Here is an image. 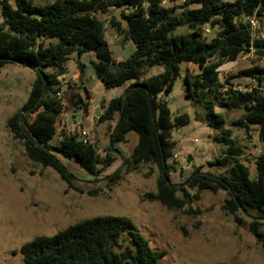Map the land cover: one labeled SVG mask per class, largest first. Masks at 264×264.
<instances>
[{
    "label": "trees",
    "instance_id": "1",
    "mask_svg": "<svg viewBox=\"0 0 264 264\" xmlns=\"http://www.w3.org/2000/svg\"><path fill=\"white\" fill-rule=\"evenodd\" d=\"M0 0V69L19 64L31 69L36 77L22 112L9 118L8 129L22 144L25 156L33 163L52 168L71 189L97 196L102 189L85 192L75 185L77 177L62 161L74 159L94 181H106L110 189L125 173H140L143 167H155L157 190L145 198L170 210L181 211L191 203L188 189L226 192L223 207L234 215H256L251 232L263 239L260 222L264 221V153L255 159L256 177L241 160L243 148L227 128V115L238 112L233 125L257 126L264 143V36L256 37L252 19L264 17V0ZM115 35L135 45L133 54L117 63L107 39V26ZM179 28H187L177 33ZM93 53L95 78L106 89L125 86L124 93L101 108L100 123L115 122L105 156L97 146L85 144L81 133L68 136L55 145L60 118L70 101L73 108L90 112V95L63 91L66 63L76 54ZM253 55L251 67L240 76L221 77V67ZM182 64H193L199 73L186 72V98L205 110L207 125L215 132L213 141L225 147L215 163L232 167L216 176L201 168L184 177L182 185L171 182L176 170V143L173 132L190 123L188 115L173 119L161 95H170ZM163 66L156 76L142 79L148 68ZM246 83L243 87L235 79ZM217 108L225 113L217 112ZM135 132L138 142L123 165L110 175L103 172L120 153L116 145L128 142ZM182 173H186L182 169ZM183 196L179 197L178 193ZM239 223H243L237 217ZM128 233L133 246L122 237ZM126 243V244H125ZM21 253L23 264H160L163 252L153 250L132 222L123 217L86 219L56 235L38 236L26 243Z\"/></svg>",
    "mask_w": 264,
    "mask_h": 264
},
{
    "label": "rangeland",
    "instance_id": "2",
    "mask_svg": "<svg viewBox=\"0 0 264 264\" xmlns=\"http://www.w3.org/2000/svg\"><path fill=\"white\" fill-rule=\"evenodd\" d=\"M36 1L40 4L53 0ZM256 21L254 34L259 37L264 33V17ZM186 30L179 28L176 32ZM107 39L117 63L125 61L135 51L134 43L115 35L109 25ZM253 60L255 57L248 55L236 63L224 64L220 69L221 77L240 76L239 72L251 67ZM97 61L95 54L87 53L81 58L76 54L66 63L68 72L61 80L63 91L79 93L86 98L84 84L91 97L90 112L85 114L67 101L58 125L59 133L51 144L60 142L63 130L68 136L86 132L88 141L97 146L100 155L105 156L115 122L104 124L97 120V116L103 114L101 104L103 100L108 102L121 96L134 81L123 87L106 89L94 75V63ZM163 71V66L148 68L142 79ZM186 72L197 74L199 69L193 64H182L171 94L159 96V100L169 107L173 119L183 114L190 118V123L178 127L172 136L178 160L171 182L179 185H182L184 177L198 168L219 176L227 173L233 165V161L227 166L215 163L224 155L225 147L213 141L215 132L207 125L204 108L186 98ZM35 77L31 69L19 64H9L0 69V264H23L22 247L38 236L51 237L86 219L105 216L130 220L153 250L164 253L160 264H264V238H258L250 230L256 214L248 216L227 212L223 207L224 191H202L196 199L194 196L198 191L188 189L191 203L184 210L176 211L145 198L146 194L157 190L158 172L155 167H143L140 173H125L119 184L107 189L106 181H94V177L76 160L61 157L67 169L77 177L75 185L78 188L85 192L102 189L97 196H91L69 188L52 168L31 162L25 156L22 144L13 139L7 122L24 110ZM241 80L239 77L235 82L245 87L246 83ZM217 112L225 113L219 108ZM239 115L238 112L228 113L227 128L233 131V139L242 146L244 154L241 160L249 167L254 179L255 159L264 153V143L259 139L257 126H251L250 137L247 128L232 124ZM128 140L116 145L120 153L115 154V162L100 179L122 167L123 159L129 157L137 144L138 135L131 132ZM187 168L186 173H182V169ZM178 196L182 197L183 193L179 192ZM237 217L243 223H239ZM260 224V232L264 235V221ZM122 239L133 246L128 233Z\"/></svg>",
    "mask_w": 264,
    "mask_h": 264
},
{
    "label": "built area",
    "instance_id": "3",
    "mask_svg": "<svg viewBox=\"0 0 264 264\" xmlns=\"http://www.w3.org/2000/svg\"><path fill=\"white\" fill-rule=\"evenodd\" d=\"M167 2H168V0H164V1H163V4H167ZM250 24H251L252 28L254 29V28L256 27V25H257V24H256V19H252V20L250 21ZM99 119H100V117L97 116V120H99ZM81 135L84 137V143H85V144L89 143L88 138H87V133H86V132H82ZM195 142H197V141H195ZM174 160H175V161L178 160V156H177V155L174 156ZM183 170H184V171H187L188 168H187V169H183Z\"/></svg>",
    "mask_w": 264,
    "mask_h": 264
},
{
    "label": "crops",
    "instance_id": "4",
    "mask_svg": "<svg viewBox=\"0 0 264 264\" xmlns=\"http://www.w3.org/2000/svg\"><path fill=\"white\" fill-rule=\"evenodd\" d=\"M256 24H257V21H256ZM256 27H257V25H256ZM253 30H254V33H255V28H254ZM254 35H255V34H254ZM260 36H264V33L262 32ZM78 57H79V56H78ZM81 57H83V55H82ZM81 57H79V58H81ZM61 80H62V78H61ZM81 84H82V83H81ZM263 87H264V85H263ZM83 89H84L85 94H86V96H87V95L89 94V92H88L87 88L84 87V84H83ZM89 95H90V94H89Z\"/></svg>",
    "mask_w": 264,
    "mask_h": 264
},
{
    "label": "water",
    "instance_id": "5",
    "mask_svg": "<svg viewBox=\"0 0 264 264\" xmlns=\"http://www.w3.org/2000/svg\"><path fill=\"white\" fill-rule=\"evenodd\" d=\"M25 112H26V110L24 109V110L22 111V115H23Z\"/></svg>",
    "mask_w": 264,
    "mask_h": 264
}]
</instances>
